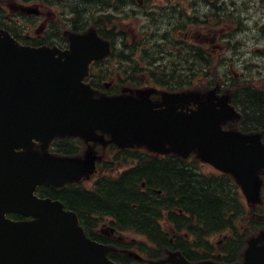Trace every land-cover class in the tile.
<instances>
[{
  "label": "water",
  "instance_id": "1",
  "mask_svg": "<svg viewBox=\"0 0 264 264\" xmlns=\"http://www.w3.org/2000/svg\"><path fill=\"white\" fill-rule=\"evenodd\" d=\"M95 40L73 36L71 51L61 52L24 47L0 33V264H114L109 249L87 238L75 213L35 195L38 186L63 187L95 173L92 152L84 159L48 153L56 138L91 140L100 130L120 148L197 152L231 174L250 204L260 202L264 144L258 134L222 130L238 117L230 96L217 98L216 90L166 95L158 110L151 91L97 98L85 79L90 63L108 49ZM190 104L198 109L178 111ZM35 140L43 152L35 150ZM13 213L33 219L7 217ZM244 264H264V234L250 240Z\"/></svg>",
  "mask_w": 264,
  "mask_h": 264
},
{
  "label": "flooded vegetation",
  "instance_id": "2",
  "mask_svg": "<svg viewBox=\"0 0 264 264\" xmlns=\"http://www.w3.org/2000/svg\"><path fill=\"white\" fill-rule=\"evenodd\" d=\"M4 3L9 8L8 12L6 6L2 5ZM225 10V3L221 4L220 0H1L0 30L8 31L22 45L46 46L63 51L70 48L72 35H91L99 40H95V44L100 50L108 48L109 52L104 58L94 61L90 69H116L115 65L125 69L121 73L123 83L111 80L109 88L104 91L103 82L93 74V80L99 87L97 90L116 95L126 88L153 87L156 93L152 94L151 100L160 104L162 92L193 89L194 70L204 72L203 69H227L225 54L234 52L236 44L234 34H226L224 25H221L226 21ZM130 21L140 24L136 32L141 37L136 43L133 41L129 44L121 27ZM216 29L218 32L213 33ZM104 53L105 50L101 55ZM135 70H140L139 78L142 82L138 85L129 82ZM237 83L222 78L217 86L218 94L230 92L233 101H237L240 93L232 90L234 85L238 86ZM236 107L239 109V104ZM239 123H231L227 128L236 129ZM109 140L110 137L105 136V140L90 144L77 139L69 141H78L80 145L75 149L82 154L91 147L97 156L98 167L102 164L108 166L107 162L116 160V157L137 164L139 156L147 152L143 149H120L110 144ZM166 163L171 168L184 170L193 179L195 173L192 156L186 160L171 159ZM123 166L118 164L117 168ZM196 176L203 177L199 174ZM159 195L162 196L161 192ZM161 200L165 203H159V207L167 206V201ZM247 214L248 222L258 223L264 230L262 213L253 209ZM112 221V218L101 220L100 226L93 227L91 236L97 242L117 249V252L109 255L117 264H149L165 260L170 253L175 252H180L193 263L209 257L223 259L224 255L223 263H232L241 255V240L239 243L230 241L227 248L225 244L232 236L225 235L211 246L208 240L198 234L193 241L194 235L187 234L188 231L192 233L188 227L184 228L185 233L170 228L171 247L162 252L157 244L159 242L150 243L142 233L141 237L145 239L142 241L130 239L127 235L124 237L131 233L118 230ZM160 230L164 231V227ZM160 236L161 233H158L157 237ZM165 236H168L167 232ZM235 244L237 246L233 250Z\"/></svg>",
  "mask_w": 264,
  "mask_h": 264
},
{
  "label": "trees",
  "instance_id": "3",
  "mask_svg": "<svg viewBox=\"0 0 264 264\" xmlns=\"http://www.w3.org/2000/svg\"><path fill=\"white\" fill-rule=\"evenodd\" d=\"M137 73L133 71L130 83L137 82L134 77ZM257 94L243 88L239 102L250 121L264 127V98ZM75 148L58 147L60 153L67 155L78 154ZM138 160L139 167L117 179L99 178L93 190L69 186L63 190L42 188L39 193L42 197L62 200L79 215L88 230L105 217L112 218L118 230L140 232L167 247L171 246L168 236L160 230L163 210L170 211L169 220L178 230L188 227L200 236L221 232L233 225L236 216H244L243 201L230 177L222 178L221 182L194 174L192 179L184 170L169 167L166 161L151 157ZM142 182L146 183L147 192L140 190ZM160 198L167 201V206L159 207V203H165ZM176 209L182 210L181 216L176 215ZM158 233H161L159 238Z\"/></svg>",
  "mask_w": 264,
  "mask_h": 264
},
{
  "label": "rangeland",
  "instance_id": "4",
  "mask_svg": "<svg viewBox=\"0 0 264 264\" xmlns=\"http://www.w3.org/2000/svg\"><path fill=\"white\" fill-rule=\"evenodd\" d=\"M6 3L2 5L4 7L6 6V11L8 12L9 9ZM220 3H225L226 9V21L221 25H224L226 34H234L236 48L234 52L225 54V66L227 69H206L204 74H208V76H212L213 79L219 80L221 76L228 73L231 75L232 79H240V82L246 80L248 83L252 80L255 87L264 91V0H220ZM139 26V23L130 21L121 27V32L125 35L126 42L130 44L134 41L136 43L137 40L140 39L141 34L139 35V33L136 32ZM211 27L218 28L217 25H212ZM217 32L218 29L213 33ZM114 64H116V62H114ZM115 67L116 69H109L112 73L111 76L117 77L118 74H116V72L120 73L125 70L117 68L116 65ZM233 70L237 75L234 74ZM200 73L203 74V72ZM214 76H216V78ZM197 82H200L199 79L197 81L194 80V83ZM112 167L116 169V174H114L113 170L107 171L106 169L104 173L110 174L113 172L112 175H118V172L121 173V171L127 169V167L117 168L116 164H112ZM203 171L205 173H211L215 170L211 166L204 165ZM93 184L94 180L87 181L84 185L87 188H91ZM163 226H166L164 222H162V227ZM126 235L130 239L145 240L133 234H125L124 237ZM221 238L222 237H213L212 240L214 243H217Z\"/></svg>",
  "mask_w": 264,
  "mask_h": 264
}]
</instances>
